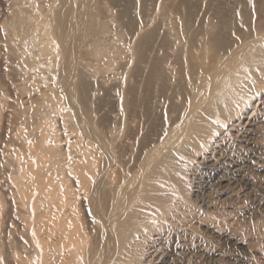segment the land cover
Wrapping results in <instances>:
<instances>
[{
    "label": "bare ground",
    "instance_id": "1",
    "mask_svg": "<svg viewBox=\"0 0 264 264\" xmlns=\"http://www.w3.org/2000/svg\"><path fill=\"white\" fill-rule=\"evenodd\" d=\"M0 264H264V0H0Z\"/></svg>",
    "mask_w": 264,
    "mask_h": 264
}]
</instances>
